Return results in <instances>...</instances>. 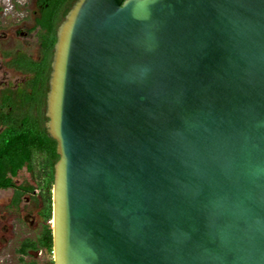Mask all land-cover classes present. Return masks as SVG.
<instances>
[{
	"label": "water",
	"instance_id": "95a60500",
	"mask_svg": "<svg viewBox=\"0 0 264 264\" xmlns=\"http://www.w3.org/2000/svg\"><path fill=\"white\" fill-rule=\"evenodd\" d=\"M45 116L53 264H264V0H76Z\"/></svg>",
	"mask_w": 264,
	"mask_h": 264
},
{
	"label": "trees",
	"instance_id": "16d2710c",
	"mask_svg": "<svg viewBox=\"0 0 264 264\" xmlns=\"http://www.w3.org/2000/svg\"><path fill=\"white\" fill-rule=\"evenodd\" d=\"M74 1L76 0H47L43 17L39 21L41 29L44 30L41 34L44 58L41 62L29 59L21 62V69L34 73L31 79L32 90L21 94V107L17 108V111L22 113L16 114L17 111L14 112L13 107L8 120H3L6 121V127L0 132V188L13 187V176L19 169L26 166L27 170L34 175L44 202L42 210L45 221L44 230L36 240L27 239L22 243L18 248V252L22 255L40 246L46 247L50 253L52 251V230L48 221L52 214L51 186L54 178V162L58 155L55 151L56 142L48 135L44 126L47 118L44 116L43 108L50 71L49 56L56 41V27ZM7 105L4 102L3 106ZM26 189L31 190L33 187L27 186ZM20 195L21 192L17 191L14 197L15 202ZM24 263L37 264L34 260Z\"/></svg>",
	"mask_w": 264,
	"mask_h": 264
},
{
	"label": "flooded vegetation",
	"instance_id": "af4514ba",
	"mask_svg": "<svg viewBox=\"0 0 264 264\" xmlns=\"http://www.w3.org/2000/svg\"><path fill=\"white\" fill-rule=\"evenodd\" d=\"M27 2L30 5L28 8L30 10L29 12L31 13V23L29 25L24 23V25H22V27L16 26L14 28L7 29L6 31H0V45L7 44L8 47L10 45H12V46L15 45L14 46V52L11 51L10 49H9V51H5L4 49L0 50V54L2 56V62L0 63V69L1 70L3 69V72L5 74L8 73L7 69L4 67L5 62L3 59V56L4 57L6 56V59H7L6 63L9 66L11 65L12 66L11 69H14V71H17L22 76L21 77L22 80H19V82L17 81L15 83H10V81L5 80L4 83L2 82V84L0 85V132L6 127V124H5L6 121L4 122L3 120H8V118H9L8 115H11V109L14 107V112H16L17 108L21 107V105H20L21 94L24 92H31V90H32L31 79L33 78L34 73L32 71H25V70L21 69V67H20L21 61L19 59H21V57L22 58L24 57L26 59H29V60H32L35 62H41L44 58V55H45L44 49H43V44H42L43 43L42 42V36H41V34L44 32V30L41 29V27L39 25V21L43 17V10H44L45 6L47 5V0H29V1L27 0L23 4L26 5ZM74 3H75V1L73 2V4ZM59 23H58V25H59ZM58 25H57V27H58ZM57 27H56V30H57ZM17 42H19V44L22 47L24 45L26 48H29V46L34 45L35 46V50H34L35 55L33 56V53L31 51H22L20 48L15 49ZM53 46H54V44H53ZM4 53H6V54L4 55ZM7 55H8V57H7ZM52 56H53V47H52L51 55L49 56L50 57L49 77H50V72H51ZM18 61H20V62H18ZM47 86L48 87L45 91V104H44V108H43L44 109V116H45V112H46V94H47L48 89H49V78L47 80ZM4 102H6L8 104L6 107L3 106ZM12 104H14V106H12ZM46 121H47V119H46ZM46 121H44V126H45ZM45 128H46V126H45ZM46 131H47V129H46ZM23 168L30 174V177L32 179L33 178L35 179L34 175L27 170L26 166H23L21 169H19L17 174L15 176H13L14 186L8 187V188L13 189V195H12L11 201H9V205L14 210L19 211V203L25 197L26 199H28L27 202H29V200L31 199V203L34 204L35 207L37 206L38 209L36 211V215H32V219H30V225L32 226V229H31L32 235L31 234L26 235L19 240L18 246L16 248V252L19 254L20 260L24 259L25 256H30L31 259L28 261L34 260L38 264V262L36 261V259L34 257H37V255L42 250H45L46 252H48L46 247L40 246L38 249L28 250V254H25V255H22L21 253L18 252V248H20V246L22 245V243L25 240H27V239L36 240V238L38 236H40V234L44 230V226H45V221H44L43 215H42L44 202L42 199L41 190L35 181L36 179L33 180L34 181L33 184L27 183V182L17 184L14 180V178L18 175V173ZM27 186H32L33 189L27 190L26 189ZM52 186H53V183H52ZM52 186H51V198H52ZM0 189H7V188H0ZM17 191L21 192V195L19 196V199L15 202L14 197H15ZM9 205H8V207H10ZM26 216H28V215H24V217L23 216L20 217V220H22L23 222H26L25 221ZM48 222L50 223V226L52 227V214H51V219ZM7 228H8V226L6 225V223L1 222V228H0L1 232H4ZM51 230H52V228H51ZM52 245H53V243H52ZM50 254H51V259H50L49 263L53 264L52 251ZM28 261H23L22 263L28 262Z\"/></svg>",
	"mask_w": 264,
	"mask_h": 264
},
{
	"label": "rangeland",
	"instance_id": "374dc122",
	"mask_svg": "<svg viewBox=\"0 0 264 264\" xmlns=\"http://www.w3.org/2000/svg\"><path fill=\"white\" fill-rule=\"evenodd\" d=\"M27 0H0V31H6L7 29L14 28L16 26L22 27V25L31 23V13L29 12V3L26 5L23 4ZM29 1V0H28ZM25 5V6H24ZM15 46V45H14ZM14 46L10 45L8 47L7 44L0 45V50L4 49L5 51L14 52ZM20 48L22 51H31L33 56L35 55V46L31 45L29 48L23 47L16 43L15 49ZM6 53H4L5 55ZM8 57V55H7ZM5 68L8 73L5 74L3 69H0V85L4 81H10V83L19 82L22 80V76L14 69H11V65L9 66L6 61V56L4 57ZM21 62L26 60V58L19 59ZM18 61V62H20ZM2 62V56L0 54V63ZM39 93L37 94V96ZM18 112V113H17ZM16 114H21V111H17ZM17 184L21 183H34L30 177V174L23 168L18 175L14 178ZM36 181V180H35ZM13 195V189H0V221L2 223H6L8 228L1 232L0 230V264H25L23 261H28L31 259L30 256H25L24 259L20 260L19 254L16 252V248L18 246L19 240L31 234L32 226L30 225V219H32V215H36L37 206L31 203V199L27 202L28 199L25 197L19 203V211L14 210L10 205L9 201H11ZM8 205L10 207H8ZM13 209V210H12ZM26 216V222L20 220V217ZM37 219V218H36ZM0 222V228H1ZM32 235V234H31ZM38 264H50L49 261L51 259V254L42 250L37 257H34Z\"/></svg>",
	"mask_w": 264,
	"mask_h": 264
}]
</instances>
